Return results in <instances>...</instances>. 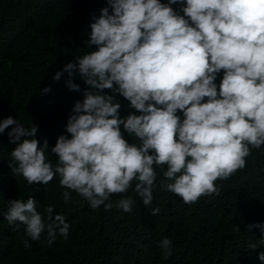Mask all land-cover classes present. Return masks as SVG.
Here are the masks:
<instances>
[{
  "label": "clouds",
  "instance_id": "1",
  "mask_svg": "<svg viewBox=\"0 0 264 264\" xmlns=\"http://www.w3.org/2000/svg\"><path fill=\"white\" fill-rule=\"evenodd\" d=\"M90 23L88 51L67 63L63 72L70 90L80 91L71 77L79 72L88 86L68 116L65 132L54 146L36 138L37 126H24L9 116V163L14 176L29 185H47L59 176L62 188L76 192L93 209L133 187L145 206L153 201L156 168H163L162 190L194 204L219 195L217 180H227L246 167L253 149L264 145V0H107ZM173 5H179V9ZM223 73L217 83V77ZM107 90V91H106ZM50 91V86L43 89ZM129 102L125 116L114 102ZM138 113V114H137ZM11 126V127H10ZM123 127V131L121 128ZM135 138L139 143L125 138ZM50 149V150H49ZM48 153L57 158L55 166ZM67 203L70 191L62 193ZM131 198L116 205L132 211ZM159 208L152 209L156 215ZM37 200L9 201L4 214L10 225L25 226V235L40 240L47 230L51 245L65 239L63 215ZM264 232V223L250 224ZM24 246L30 247L27 240ZM172 241L158 247L165 259ZM248 248L255 250L257 244ZM264 261V251L258 253Z\"/></svg>",
  "mask_w": 264,
  "mask_h": 264
},
{
  "label": "trees",
  "instance_id": "2",
  "mask_svg": "<svg viewBox=\"0 0 264 264\" xmlns=\"http://www.w3.org/2000/svg\"><path fill=\"white\" fill-rule=\"evenodd\" d=\"M106 6L107 0H0V121L11 116L24 126L35 124L36 138L41 144L47 139L50 148L59 135H68V116L88 86L78 71L71 79L80 91L69 89L67 72L59 81L53 76L76 57L94 50L86 45L90 23ZM49 86L50 91L44 93ZM114 102L120 103L122 116L135 111L118 94ZM8 131L0 134V264H264L258 258L264 251V232L249 228L264 223V145L252 150L244 169L216 181L219 195L184 203L178 195L161 189L164 166L155 169L151 205L143 204L134 182L126 194L106 201L111 209L104 205L93 209L76 192L62 188L58 175L47 185H29L22 176H14L9 166L14 145ZM47 155L55 166L57 158ZM64 191L73 197L67 203ZM30 196L37 200V210L46 222L48 206L53 216H65L66 239L58 233L48 245L45 230L40 240L32 241L23 224L8 223L4 214L9 201L26 202ZM122 198L132 199L131 212L116 206ZM154 208L160 209L156 215ZM164 238L172 241L167 259L158 247ZM251 243L257 244L254 251L248 248Z\"/></svg>",
  "mask_w": 264,
  "mask_h": 264
},
{
  "label": "bare ground",
  "instance_id": "3",
  "mask_svg": "<svg viewBox=\"0 0 264 264\" xmlns=\"http://www.w3.org/2000/svg\"><path fill=\"white\" fill-rule=\"evenodd\" d=\"M167 236V235H166Z\"/></svg>",
  "mask_w": 264,
  "mask_h": 264
}]
</instances>
